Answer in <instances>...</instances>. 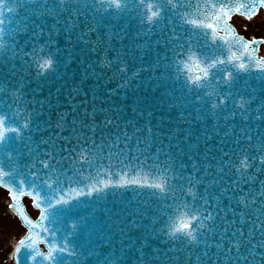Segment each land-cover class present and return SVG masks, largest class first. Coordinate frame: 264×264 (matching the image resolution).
I'll return each mask as SVG.
<instances>
[{
  "label": "snow or ice",
  "instance_id": "1",
  "mask_svg": "<svg viewBox=\"0 0 264 264\" xmlns=\"http://www.w3.org/2000/svg\"><path fill=\"white\" fill-rule=\"evenodd\" d=\"M262 8L0 0V188L28 229L14 264H264V37L231 24ZM77 57L84 79L116 82L109 97L147 82L177 113L174 127L154 124L143 97L131 118L97 106L98 89L41 120L27 77H54Z\"/></svg>",
  "mask_w": 264,
  "mask_h": 264
},
{
  "label": "water",
  "instance_id": "2",
  "mask_svg": "<svg viewBox=\"0 0 264 264\" xmlns=\"http://www.w3.org/2000/svg\"><path fill=\"white\" fill-rule=\"evenodd\" d=\"M261 26L262 32L264 33V24H259ZM61 45L63 46L64 41L61 39ZM80 57L71 63L68 64L66 68H62L58 75L49 76L46 78H39L34 76H28L27 78L31 81L27 91L31 93L30 99L34 96V105L35 101H40L44 108L41 109L43 111L44 116L41 117V120L51 117L55 120V114L57 112H65L70 110V106H74L79 103L81 100H84L85 97L83 93L85 91L91 93L94 89H98L99 97L97 99V106H99L100 101H106L107 103H115L117 105H121L124 108L125 114L130 118L134 115L131 109L136 105V101L138 98L143 97L147 104L151 105L149 110L153 111V123L158 124L161 119L164 121V125L166 127H174V124H169L168 122L175 121L177 113L175 111H170L166 106L161 105L159 103L160 100V92H150L148 90L147 82L140 85L139 91H135L132 89L125 91H120L118 94L114 93L111 97L107 96L106 93L109 90H115L117 88V84L115 81L108 83L107 81L101 80L97 82L94 78H83V65L79 62ZM83 80V83L81 81ZM79 87L81 95L77 96L75 100L73 97L69 95L70 90ZM90 99V96L88 97ZM107 103L105 106H107ZM39 107V105H35ZM184 127H188L185 125ZM193 137H192V146L193 150H195L196 146V135L201 130L198 125L193 126ZM202 140V137H201ZM215 141L209 143V147H213ZM180 147L189 150L188 145L183 143V137H181ZM201 153L204 151V145L201 142L199 144V149ZM127 199H131V193L126 195ZM22 203V199H21ZM23 204V203H22ZM19 213V209L15 207ZM22 218V217H21ZM23 220V219H22ZM41 250H46L45 246L41 247ZM157 246L156 244L153 245Z\"/></svg>",
  "mask_w": 264,
  "mask_h": 264
},
{
  "label": "rangeland",
  "instance_id": "3",
  "mask_svg": "<svg viewBox=\"0 0 264 264\" xmlns=\"http://www.w3.org/2000/svg\"><path fill=\"white\" fill-rule=\"evenodd\" d=\"M5 197V193L0 190V264H12L8 260V253L12 243L22 234L23 227L19 220L8 212Z\"/></svg>",
  "mask_w": 264,
  "mask_h": 264
}]
</instances>
